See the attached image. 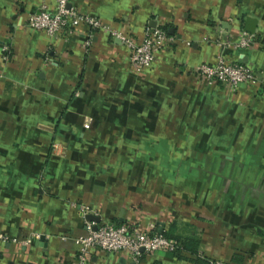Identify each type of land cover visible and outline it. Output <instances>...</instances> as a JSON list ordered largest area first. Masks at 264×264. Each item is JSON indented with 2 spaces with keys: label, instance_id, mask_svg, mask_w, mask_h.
Masks as SVG:
<instances>
[{
  "label": "crops",
  "instance_id": "crops-1",
  "mask_svg": "<svg viewBox=\"0 0 264 264\" xmlns=\"http://www.w3.org/2000/svg\"><path fill=\"white\" fill-rule=\"evenodd\" d=\"M70 4L135 40L159 27L176 42L137 73L106 34L86 52L84 26L56 41L26 28L55 0H0V264H73L96 219L157 234L190 226L201 258L264 264V0ZM240 32L255 36L250 48L217 46ZM219 54L251 65L258 82L231 93L195 80ZM192 158L209 160L195 166L200 180L147 177L148 159L177 160L162 174H182ZM87 264L133 262L94 251ZM140 264L195 263L155 252Z\"/></svg>",
  "mask_w": 264,
  "mask_h": 264
},
{
  "label": "built area",
  "instance_id": "built-area-1",
  "mask_svg": "<svg viewBox=\"0 0 264 264\" xmlns=\"http://www.w3.org/2000/svg\"><path fill=\"white\" fill-rule=\"evenodd\" d=\"M70 3L71 0H55L53 11H50L46 5L40 6L37 12L29 14L26 18V28L42 31L56 41L60 33L73 35L76 30L84 26L86 32L83 48L86 52L90 49L94 37L106 34L128 49L129 63L137 73L152 68L160 52L171 48L176 42L175 37L159 27L145 28L141 39L135 40L104 24L96 16L79 12ZM254 41L253 34L240 32L235 38H229L224 42L218 39L216 44L221 48L231 46L234 50H246L253 45ZM6 50L7 48H4V51ZM191 75L195 80L222 86L231 93H235L243 85H254L258 82L256 72L251 65L230 61L220 54L215 56L212 62L197 66ZM1 241L6 239L0 238ZM76 242L79 249L73 264H87L89 255L94 251L105 254L127 253L133 264H140L144 257L155 252L174 254L178 248L175 242L150 229L141 228L136 222L86 223V235ZM208 262L209 264H231L221 260Z\"/></svg>",
  "mask_w": 264,
  "mask_h": 264
},
{
  "label": "rangeland",
  "instance_id": "rangeland-1",
  "mask_svg": "<svg viewBox=\"0 0 264 264\" xmlns=\"http://www.w3.org/2000/svg\"><path fill=\"white\" fill-rule=\"evenodd\" d=\"M144 144H141V146H143ZM61 147H57L56 145L53 146V151L57 152ZM148 161V165H150L151 167H153V171L152 173H150L147 177H149L150 181L152 182L153 185L155 186H162L164 184H166L167 182L174 183L177 182L179 178H186L188 179H193L194 180H200L201 178V174H200V169H196L195 166L196 164H198L199 162L204 163L205 166L208 167L209 165V160H205V159H198V158H192V159H186L185 162L189 163V165L186 166V168L184 169V173L182 174H162L163 172H167V170L169 169V167L171 168L173 165H176L177 160H165V159H148L146 160V162ZM239 162V161H238ZM145 160H144V164ZM224 166V165H223ZM144 176V177H145ZM208 175H203L202 176V180L203 179H207ZM224 177V176H221ZM205 180H203L204 182Z\"/></svg>",
  "mask_w": 264,
  "mask_h": 264
},
{
  "label": "trees",
  "instance_id": "trees-1",
  "mask_svg": "<svg viewBox=\"0 0 264 264\" xmlns=\"http://www.w3.org/2000/svg\"><path fill=\"white\" fill-rule=\"evenodd\" d=\"M166 31V29L162 28ZM187 234L181 235L178 233V229L175 223L171 224L167 231L163 232L161 235L170 239L177 244V250L173 256L179 260H191L195 264H209L208 260L201 258L199 255V238L197 233H195L190 226L187 227ZM182 251L189 254L191 258H186L182 255ZM194 257V258H192ZM233 263H242L240 257L234 256L232 259Z\"/></svg>",
  "mask_w": 264,
  "mask_h": 264
},
{
  "label": "water",
  "instance_id": "water-1",
  "mask_svg": "<svg viewBox=\"0 0 264 264\" xmlns=\"http://www.w3.org/2000/svg\"><path fill=\"white\" fill-rule=\"evenodd\" d=\"M247 24H249V26H250V28H248L247 31L250 32V33H253V32L255 31V27H253V25H254V20H252V19H248V20H247ZM95 222L98 223L99 220L96 219ZM160 230H161V229H160Z\"/></svg>",
  "mask_w": 264,
  "mask_h": 264
}]
</instances>
